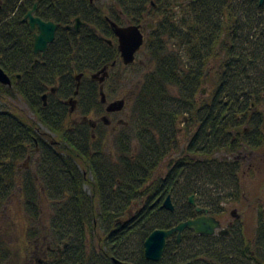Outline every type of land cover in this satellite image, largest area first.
Returning <instances> with one entry per match:
<instances>
[{"label":"trees","instance_id":"1","mask_svg":"<svg viewBox=\"0 0 264 264\" xmlns=\"http://www.w3.org/2000/svg\"><path fill=\"white\" fill-rule=\"evenodd\" d=\"M177 1L184 7L167 0H0V67L12 81L11 87L0 83V209L16 194L23 197L28 225L38 223L27 233L34 243L23 251L36 245L47 251L44 261L33 264H254L247 242L226 254L223 242L202 237L199 244L190 234L179 247L169 243L160 262L144 256V242L156 229L195 216L190 196L236 182L241 164L221 153L238 152L244 144L264 146L244 131L255 127V115L249 119L254 101L264 103V47L258 63L255 46H247L258 0ZM36 3L37 16L60 26L39 61L23 21ZM77 18L84 23L79 33L67 29ZM109 20L119 26L155 23L139 54L149 60L148 72L128 98L129 116L113 139L115 153L108 144L110 125L90 120L107 115L101 84L91 76L117 62L104 85L109 98L120 89L118 71L136 63L122 64ZM76 73L83 78L72 114L65 101L75 97ZM20 99L35 120L16 106ZM184 134L187 147L175 159ZM37 153L36 172L20 182L18 166ZM168 196L185 199L184 208L164 210ZM43 202L51 215L46 224ZM5 223L11 240L13 224ZM19 257L8 241L0 242V264H28V257Z\"/></svg>","mask_w":264,"mask_h":264},{"label":"rangeland","instance_id":"2","mask_svg":"<svg viewBox=\"0 0 264 264\" xmlns=\"http://www.w3.org/2000/svg\"><path fill=\"white\" fill-rule=\"evenodd\" d=\"M108 0H99L98 3L100 5H104ZM152 25L153 21L149 22ZM153 26V25H152ZM146 34L148 30H145ZM138 60L136 62V66L128 69H121L118 71V75L121 78V82L119 83V91L117 94L110 96L108 98L109 102H114L117 100H126V106L124 111L120 113H116L110 116L112 121L108 133H110L109 138V148L112 153H115V146L113 144V139L117 131L119 130V123L126 120L129 116L128 110V98L130 95H133L137 89V86L141 83L144 75L148 72L149 63L146 56L138 55ZM109 67H112L110 65ZM204 95H207L209 92V87L204 84L202 87ZM49 93V92H48ZM46 94V93H45ZM45 96L44 94L42 95ZM47 100L45 101L47 103ZM49 102V101H48ZM19 109L24 110L28 113L31 120H35L33 117V113L29 108L24 104V102L20 99L15 103ZM81 120V119H80ZM90 120L92 121H101V117H95L94 115L90 116ZM40 129L45 134H53L50 133L44 126H40ZM188 144V138L184 134L180 138V150L174 154V158H180L181 154L185 151ZM220 158L227 159L229 161L238 159L241 163V170L237 175V180L235 183L230 182L229 185H220L213 186L210 185L208 188H202L201 191L205 194V196L201 193L196 194L198 201L201 204H205L210 209L213 210L214 214L222 219L224 222L235 221V217H233L232 213L237 211V215H239L240 222H250V230L248 232L245 231V238L248 240L252 239V233L255 230L256 226V216L258 212V207L262 206L264 210V146L259 149H251L241 150L235 153H221ZM39 163V154L37 153L31 158L25 159L19 166V180L20 182L23 180V177L27 174H34L36 172L37 166ZM185 183V181L183 182ZM85 190L89 193L91 189L89 186H85ZM174 204L181 211L185 206V199H173ZM23 197L16 194L14 198H12L9 203L2 206L0 209V242L8 241L10 246L14 251H17L19 254V258H29L28 264L36 263L37 261H44L47 258L45 255L47 251L45 250L46 246L43 248L40 245H36L34 249L23 251L28 245L33 244V241H30L27 237V233H30L33 228L35 229L38 223L33 222L32 226H29L26 220V214L23 209ZM44 205V213L42 215V222L44 224L47 223L51 215H49L50 208L47 203L43 202ZM164 209V208H163ZM166 210V209H164ZM167 211V210H166ZM9 220L13 224V233L14 238L6 233L8 227L6 226L5 221ZM239 222V223H240ZM237 223V222H236ZM225 224V223H224ZM237 229L236 225L234 227ZM6 231L4 232V230ZM4 232V233H3ZM41 248L40 252L39 249ZM55 250V249H53ZM45 253V254H44ZM19 261V260H18Z\"/></svg>","mask_w":264,"mask_h":264},{"label":"flooded vegetation","instance_id":"3","mask_svg":"<svg viewBox=\"0 0 264 264\" xmlns=\"http://www.w3.org/2000/svg\"><path fill=\"white\" fill-rule=\"evenodd\" d=\"M99 0H96L94 3H96V2H98ZM167 1H169V2H171L172 4H173V6H175V7H184V3H179V1H177V0H167ZM193 1H196V0H193ZM91 2V1H90ZM260 2H261V0H258V6L260 7V9H258V12L256 13V15H255V24H254V28H253V30L248 34L249 36H251V40L250 41H248V45L247 46H250V45H254L255 47V59H256V62H258L259 63V59H260V55L262 54V52H263V50H261L260 49V47L261 46H263L264 47V2L262 3V4H260ZM180 4H183V6H180ZM36 7V8H35ZM155 7H156V5H155ZM34 9V12H33V16L34 17H37V18H40L39 16H37V14H36V12H37V9H38V4L36 3L35 4V6L31 9V10H33ZM31 10H29V12L31 11ZM28 12V13H29ZM28 13L24 16V19H23V21L25 22V23H27L28 24V26H29V30H30V32L33 34V37H34V49H35V36L36 35H38L39 33H40V30H39V27L37 26L36 27V29L34 30V31H32V29H31V25H30V19L28 18ZM41 20H43L42 18H40ZM78 19V18H77ZM80 19V18H79ZM81 20V19H80ZM44 21V20H43ZM44 22H47V21H44ZM49 22H53V21H49ZM82 22V21H81ZM109 22L111 23V22H113V21H110L109 20ZM55 23V22H54ZM115 23V22H114ZM56 25H57V30H56V35H57V32H58V30H59V25L57 24V23H55ZM76 24H77V22L75 23V25L73 26H69L67 29L68 30H72V29H74L75 31H76V29H75V26H76ZM84 25V23H82V25H81V27H80V29H79V31H76L77 33H79L80 31H81V28H82V26ZM111 25V24H110ZM118 25V24H117ZM153 25V26H152ZM152 25H150V23H149V21H144L142 24H139V25H135V26H140L141 27V30H142V32H143V34L145 35V37H146V40L150 37V35H151V33H152V31H154V29H155V23L153 22L152 23ZM119 26V25H118ZM126 26H130V25H126ZM126 26H120V27H126ZM244 28H249V26L248 25H244L243 26ZM148 30V32H147V34L145 33L146 31L145 30ZM114 32V31H113ZM115 34V33H114ZM56 35H55V39H56ZM116 36V35H115ZM117 38V37H116ZM106 40H110V39H104V41L106 42ZM117 40H118V38H117ZM55 41V40H54ZM112 41V40H111ZM252 41H253V43H252ZM113 42V41H112ZM107 43V42H106ZM146 43V42H145ZM52 44V43H51ZM51 44H49V46H48V49L46 50V52H45V54L44 53H38V54H36L35 53V51H34V54L36 55V56H38V60L37 61H39V60H41V59H44L45 58V56H46V54H47V52H48V50H49V47H50V45ZM108 44V43H107ZM109 45V44H108ZM110 46H114V42H113V45H110ZM118 46H119V40H118ZM118 46H117V48H118ZM143 49V48H142ZM118 51H119V49H118ZM142 50H140L139 52H138V54L136 55V61H135V63L137 62V58H138V55L140 54V52H141ZM119 53H120V51H119ZM120 58H121V62H122V64H123V61H122V57H121V53H120ZM36 61V62H37ZM221 63L223 62V59H221V61H220ZM115 63V62H114ZM113 63V64H114ZM134 63V64H135ZM116 65H117V62H116ZM115 65V66H116ZM124 65V64H123ZM124 66H126V65H124ZM107 67V66H106ZM111 68H114V67H109V76L107 77V79L110 77V69ZM258 70H259V65H258ZM100 72V71H99ZM209 72H210V70H208L207 71V74H209ZM98 73V72H97ZM97 73H95V74H97ZM76 75V74H75ZM79 75V74H78ZM80 75H82V74H80ZM94 75V74H93ZM92 75V76H93ZM92 76H91V78H92ZM83 78V77H82ZM107 79L105 80V82H104V84L102 85L99 81H97L98 83H100L101 84V87H104V85H105V83H106V81H107ZM76 80V79H75ZM93 80V79H92ZM82 81V80H81ZM81 86V85H80ZM80 89V88H79ZM77 91H78V88H77ZM77 91H76V93H77ZM104 91H105V88H104ZM50 93H53L54 95H56V89H52L51 90V92ZM50 93H46V94H44L45 96H46V99H44L43 97H42V99H43V101L45 102L46 100H47V98H48V100H49V96H50ZM75 93V97H72V98H70V100H67V101H65V104L66 105H68L69 107H71V113L72 114H74V113H76L77 112V108H78V98H77V96L79 95V93H78V95ZM106 97H107V95H106ZM107 99H108V97H107ZM73 103H74V106H75V110L74 111H72V107H73ZM47 104H48V101H47V103L45 102L44 103V105H46L47 106ZM103 104V103H102ZM109 103H107V104H103L104 106H105V110H106V112H107V105H108ZM252 112H253V114L251 115V116H249V119H252V116L253 115H255V127L254 128H250V126H245L244 128H245V133H253V137H254V139L252 140V142H254V143H263L264 144V103H259V104H257L255 101H254V103H253V105H252ZM122 112V111H121ZM116 113H120V112H115V113H107V115H105V116H103V117H109L110 118V116L111 115H113V114H116ZM103 120V119H102ZM110 120V125H111V123H112V121H111V119H109ZM92 121V120H91ZM104 121V120H103ZM97 122L98 121H95V124H94V126L97 124ZM105 122V121H104ZM106 124V123H105ZM108 125V124H107ZM248 148H250V146H248V145H246V144H244V146H243V149L242 150H248ZM251 149H253V148H251ZM239 151H241V150H239ZM238 151V152H239ZM225 153V152H224ZM227 153V152H226ZM235 160H237L239 163H240V161L238 160V159H235ZM241 164V163H240ZM192 196H194V198H195V205H192V204H190V206H192V207H194L195 208V216L194 217H192V218H190L189 220H195V219H197V218H200V217H204V216H206V217H209V216H211V217H213V218H215L218 222H219V224H220V227L219 228H217L216 229V231H215V234L214 235H197L196 233H195V231H193V230H189V229H186L185 231H183L182 232V235H181V238H179V236H178V234L176 233V234H174V235H172L168 240H167V244H166V246L170 243V244H175L176 245V247H179V246H181L183 243H185V241L188 239V237H189V234L194 238V240L196 241V242H198L199 244L202 242L201 240H200V238H202V237H210V238H213V240H214V242L213 241H210V243H217V242H223V247H222V250L226 253V254H228L230 251H232V250H234V248H236V245L238 244V243H243V244H246V242L248 243V244H251V248L252 249H247V250H249V252L251 253V255L253 256V263L254 264H260V254H261V252H262V250H263V248H264V210H263V207L262 206H259L258 207V212H257V216H256V219H255V223H256V226H255V230H254V232L252 233V239L251 240H248V239H246L245 238V231L246 232H248V230H250L249 228V226H250V222H240V216L239 215H237V211H234L233 213H232V215H233V217H235V219H237L236 220V222L235 221H231V222H224V221H222V219L220 218V217H218V216H216L215 214H214V212H213V210L212 209H210L208 206L207 207H205V206H202L201 204H200V202L197 200V196L196 195H192ZM191 197V196H190ZM172 198V197H171ZM188 201H189V199H188ZM172 203H173V205H174V207H175V210L173 211V212H171V213H174L175 211H176V206H175V204H174V202H173V198H172ZM163 205H164V203H163ZM163 205H162V208H163ZM197 208H200V209H202V211L201 212H197ZM208 210V213H206V211ZM261 211H262V215L260 214L261 213ZM189 220H186V221H189ZM186 221H184V222H186ZM240 222V223H239ZM181 223H183V222H181ZM181 223H179L178 225H180ZM225 223V224H224ZM177 225V226H178ZM235 225H236V227H237V229H235L234 227H235ZM176 227V226H175ZM174 228V227H173ZM157 230V229H156ZM163 230H170V229H163ZM149 237V236H148ZM147 237V238H148ZM147 240V239H146ZM145 240V241H146ZM195 241H193L194 243H196ZM37 242H39V240L37 241ZM145 243V242H144ZM39 244V243H38ZM41 248H43V246H40ZM41 248L39 249V251L41 250ZM175 248V247H174ZM47 249H48V251L49 252H51V251H53V248H52V245H48L47 246ZM165 250H166V248H165ZM61 251V248L59 247V252ZM40 252H42V251H40ZM43 252H45L44 251V248H43ZM164 253H165V251H164ZM45 254V253H44ZM144 254H145V250H144ZM175 255H177V252L175 253ZM46 256V255H45ZM145 256V255H144ZM163 256H164V254H163ZM145 259L147 260V261H149L147 258H146V256H145ZM163 259V258H162ZM118 260H116V259H114V262H115V264H117L116 262H117ZM249 261V260H248ZM120 262V261H119ZM150 262H152V261H150ZM121 264H129V263H123V262H120ZM192 263V261H186L185 263H182V264H191Z\"/></svg>","mask_w":264,"mask_h":264},{"label":"water","instance_id":"4","mask_svg":"<svg viewBox=\"0 0 264 264\" xmlns=\"http://www.w3.org/2000/svg\"><path fill=\"white\" fill-rule=\"evenodd\" d=\"M91 3H94L96 0H90ZM264 0H261L260 4H262ZM155 6V4H153ZM183 6V4H180ZM36 8V7H35ZM34 9L28 13V18L30 19V25L32 31L39 27L40 33L35 36V53H44L48 49L49 44L53 43L55 40L57 25L54 22H44L40 18L33 16ZM77 24L75 26L76 31H79L82 22L78 18L76 20ZM111 27L119 40L118 49L121 53L123 64L126 66L132 65L136 61V55L145 45L146 37L143 34L140 26L130 25L126 27H120L116 23L111 22ZM109 45H113L111 40H106ZM116 63L112 64V67H115ZM109 76V66L102 69L97 74L92 76L94 81H99L102 85L105 80ZM83 75H78L76 73L75 79L77 82V95L79 93V88L81 85ZM0 83L11 87L12 81L11 78L5 73V71L0 67ZM46 99V96L43 97ZM101 101L103 104H107V97L104 92V87L101 88ZM126 106L125 99L117 100L111 102L107 105L108 113L121 112L124 110ZM75 110V106L73 103L72 111ZM103 120L106 124H110L109 118L103 117ZM189 203L195 205L194 196L189 197ZM163 208L169 212H173L175 207L172 203L171 196H168L164 202ZM202 209L197 208V212H201ZM208 213V210L206 211ZM220 227L219 222L209 216V217H200L195 220H189L181 223L180 225L170 229L163 230L157 229L153 233L149 235L147 240L144 243L145 256L149 261L152 262H160L163 258V254L166 248L167 240L174 234H178L179 238H181L182 232L186 229L193 230L197 235H214L217 228ZM117 264H121L119 261Z\"/></svg>","mask_w":264,"mask_h":264}]
</instances>
